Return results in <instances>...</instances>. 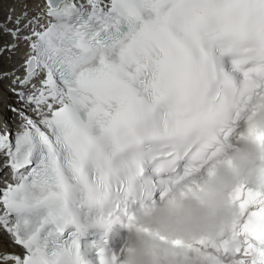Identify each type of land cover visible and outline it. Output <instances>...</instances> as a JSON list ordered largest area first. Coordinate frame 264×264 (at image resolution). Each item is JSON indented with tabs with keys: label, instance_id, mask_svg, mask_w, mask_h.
I'll return each instance as SVG.
<instances>
[{
	"label": "snow or ice",
	"instance_id": "snow-or-ice-1",
	"mask_svg": "<svg viewBox=\"0 0 264 264\" xmlns=\"http://www.w3.org/2000/svg\"><path fill=\"white\" fill-rule=\"evenodd\" d=\"M11 13L15 9L10 10ZM14 25V26H10ZM0 72L21 102L20 129L0 131L15 183L0 187V264H88L85 221L104 238L135 227L195 264H264V127L254 174L230 194L238 219L216 237L179 238L134 224V208L191 188L244 134L264 94V0H44L0 23ZM110 257V258H109Z\"/></svg>",
	"mask_w": 264,
	"mask_h": 264
},
{
	"label": "clouds",
	"instance_id": "clouds-1",
	"mask_svg": "<svg viewBox=\"0 0 264 264\" xmlns=\"http://www.w3.org/2000/svg\"><path fill=\"white\" fill-rule=\"evenodd\" d=\"M253 105L241 126L245 138L218 159L211 175L190 189L175 188L163 199L137 204L133 223L184 239L214 238L230 231L238 219V210L232 206L229 196L244 179L254 174L262 154L259 143L249 135V128L264 127V94L256 97ZM119 230L127 240L120 264H195L182 255H172V250L166 252L168 246L135 227Z\"/></svg>",
	"mask_w": 264,
	"mask_h": 264
},
{
	"label": "bare ground",
	"instance_id": "bare-ground-1",
	"mask_svg": "<svg viewBox=\"0 0 264 264\" xmlns=\"http://www.w3.org/2000/svg\"><path fill=\"white\" fill-rule=\"evenodd\" d=\"M43 0H0V23H7V17L12 14L14 17L19 16L21 12L27 10L30 15H36V13L43 7ZM15 9L14 13H11V9ZM14 26V25H10ZM12 42L11 36H0V45L8 44ZM28 47L22 41L19 48L11 59L8 55L0 57V72L11 71L14 68H19L18 74L23 75L22 68L19 66L22 64L23 59L28 55ZM11 81L8 79L0 81V125L9 123L12 126V131L16 132L20 129L22 121L20 118L10 109H14L22 106L18 97L10 90ZM6 160L3 156H0V187L4 183L2 171L5 170L4 164ZM6 234L0 230V250L16 251L14 247H9Z\"/></svg>",
	"mask_w": 264,
	"mask_h": 264
}]
</instances>
